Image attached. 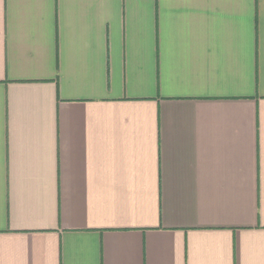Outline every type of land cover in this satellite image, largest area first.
<instances>
[{"label": "crops", "instance_id": "0c3cea01", "mask_svg": "<svg viewBox=\"0 0 264 264\" xmlns=\"http://www.w3.org/2000/svg\"><path fill=\"white\" fill-rule=\"evenodd\" d=\"M0 264H264V0H0Z\"/></svg>", "mask_w": 264, "mask_h": 264}]
</instances>
